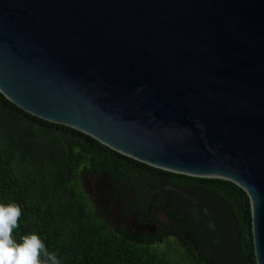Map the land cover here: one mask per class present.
Segmentation results:
<instances>
[{
    "label": "water",
    "instance_id": "95a60500",
    "mask_svg": "<svg viewBox=\"0 0 264 264\" xmlns=\"http://www.w3.org/2000/svg\"><path fill=\"white\" fill-rule=\"evenodd\" d=\"M0 92L151 167L236 184L256 263L218 195L159 192L210 264H264V0H0Z\"/></svg>",
    "mask_w": 264,
    "mask_h": 264
},
{
    "label": "trees",
    "instance_id": "16d2710c",
    "mask_svg": "<svg viewBox=\"0 0 264 264\" xmlns=\"http://www.w3.org/2000/svg\"><path fill=\"white\" fill-rule=\"evenodd\" d=\"M100 172L143 177L154 188L162 177L172 186L215 193L233 209L242 252L256 263L251 203L236 184L151 167L76 129L33 116L0 92V203L21 206L12 233L18 242L38 233L61 264H210L196 252L194 233L178 216L184 235L176 233V240L164 244L165 231L134 239L100 222L84 187V179Z\"/></svg>",
    "mask_w": 264,
    "mask_h": 264
},
{
    "label": "flooded vegetation",
    "instance_id": "af4514ba",
    "mask_svg": "<svg viewBox=\"0 0 264 264\" xmlns=\"http://www.w3.org/2000/svg\"><path fill=\"white\" fill-rule=\"evenodd\" d=\"M126 178L123 172H100L84 179L89 203L100 222L134 239L154 238L165 231L161 244L168 239L176 240V233L184 235L182 225L167 212L164 196L159 192L164 178H160L155 188L149 187L143 177Z\"/></svg>",
    "mask_w": 264,
    "mask_h": 264
},
{
    "label": "clouds",
    "instance_id": "9594fccd",
    "mask_svg": "<svg viewBox=\"0 0 264 264\" xmlns=\"http://www.w3.org/2000/svg\"><path fill=\"white\" fill-rule=\"evenodd\" d=\"M21 215L20 205L0 203V264H61L38 233L24 236L19 242L13 237Z\"/></svg>",
    "mask_w": 264,
    "mask_h": 264
}]
</instances>
